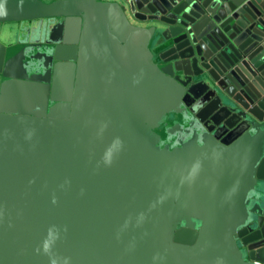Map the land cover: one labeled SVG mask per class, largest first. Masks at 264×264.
<instances>
[{"label": "water", "instance_id": "water-1", "mask_svg": "<svg viewBox=\"0 0 264 264\" xmlns=\"http://www.w3.org/2000/svg\"><path fill=\"white\" fill-rule=\"evenodd\" d=\"M0 264H264V0H0Z\"/></svg>", "mask_w": 264, "mask_h": 264}, {"label": "rangeland", "instance_id": "rangeland-1", "mask_svg": "<svg viewBox=\"0 0 264 264\" xmlns=\"http://www.w3.org/2000/svg\"><path fill=\"white\" fill-rule=\"evenodd\" d=\"M17 23H6L5 24V29L7 30V29H9V28H11V27H14L13 29H16L17 30ZM13 29H12V31H13ZM15 34L17 35L18 34V31L17 32H15ZM15 34H14V36H15ZM16 37V36H15ZM14 37V38H15ZM4 39H6V37L3 35L2 36V38H1V40L4 42V43H6V41L4 40ZM157 53V52H156ZM175 119H176V117L174 116V115H169L168 117H167V123H172V122H174L175 121ZM158 129V131L160 132V130L162 131V129H163V126H160V127H158L157 128Z\"/></svg>", "mask_w": 264, "mask_h": 264}, {"label": "crops", "instance_id": "crops-1", "mask_svg": "<svg viewBox=\"0 0 264 264\" xmlns=\"http://www.w3.org/2000/svg\"><path fill=\"white\" fill-rule=\"evenodd\" d=\"M46 2H48V1H46ZM132 23L133 24H137V23H135V22H133L132 21ZM139 26H145V25H143V24H138ZM147 26V25H146ZM8 42V41H7ZM6 42V43H7ZM150 50H151V52H152V54L155 56L156 55V52H157V49H156V45H155V43H150Z\"/></svg>", "mask_w": 264, "mask_h": 264}, {"label": "flooded vegetation", "instance_id": "flooded-vegetation-1", "mask_svg": "<svg viewBox=\"0 0 264 264\" xmlns=\"http://www.w3.org/2000/svg\"><path fill=\"white\" fill-rule=\"evenodd\" d=\"M26 70L29 72L28 74L31 75L32 72V66H31V62L29 61L27 65H25ZM154 132H156L157 134L159 133L158 129H154Z\"/></svg>", "mask_w": 264, "mask_h": 264}]
</instances>
